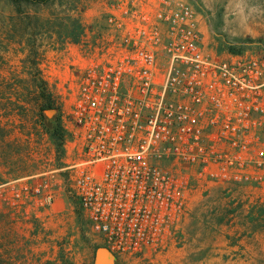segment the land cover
<instances>
[{
  "label": "built area",
  "instance_id": "built-area-1",
  "mask_svg": "<svg viewBox=\"0 0 264 264\" xmlns=\"http://www.w3.org/2000/svg\"><path fill=\"white\" fill-rule=\"evenodd\" d=\"M108 3L109 37L76 76L65 168L91 230L140 254L181 226L195 182L227 194L264 183V56L209 52L184 0ZM7 188L19 201L31 190L26 177Z\"/></svg>",
  "mask_w": 264,
  "mask_h": 264
},
{
  "label": "rangeland",
  "instance_id": "rangeland-1",
  "mask_svg": "<svg viewBox=\"0 0 264 264\" xmlns=\"http://www.w3.org/2000/svg\"><path fill=\"white\" fill-rule=\"evenodd\" d=\"M184 1L197 13L201 41L209 52L229 56L235 53L231 51L235 47L264 56V0ZM108 2L87 0L83 21L88 30L79 43L44 51L41 68L59 106L48 113L40 110L31 95L19 101L6 87V84H31L33 75L28 73L29 63L22 61L25 54L18 52L17 40L10 43L6 38L13 7L0 0V264H101L95 262V251L102 246L108 247L113 255L109 264H243L239 261L264 264V245L260 249L262 245L252 240L255 233L264 231V192H254L263 191L264 183L232 188V193L227 194L218 185L195 182L181 226L160 244L147 247L140 254L114 251L91 230L72 192L70 172L65 167L78 143L70 118L76 76L97 60L98 49L109 37V29L104 25L110 13ZM38 11L41 16L47 14L44 8ZM6 43H10V51L3 52ZM57 119L67 130L62 145L57 144L46 127L48 122L55 125ZM20 177H26L31 188L25 201L15 199L13 189H3V182ZM35 186L56 193L50 208L41 206V198L33 193ZM218 188V195H214ZM240 191L245 193L241 195ZM192 200L203 207L198 238L202 243L195 247L198 256L179 260L177 253L185 246L182 224L190 217L188 205ZM210 202L220 205V209L209 214ZM219 234H226L228 244L220 243L216 248L230 246L231 250L222 260L211 261L212 241Z\"/></svg>",
  "mask_w": 264,
  "mask_h": 264
},
{
  "label": "trees",
  "instance_id": "trees-1",
  "mask_svg": "<svg viewBox=\"0 0 264 264\" xmlns=\"http://www.w3.org/2000/svg\"><path fill=\"white\" fill-rule=\"evenodd\" d=\"M13 10L8 17L6 38L10 43L17 40L18 52L25 54L28 73L33 75V83L28 85L6 84L10 94H16L18 100L31 98L42 111L57 110L55 94L41 68V57L47 48L64 47L70 43H79L88 27L83 21L87 0H6ZM58 7V9H55ZM47 10L40 15L38 9ZM10 43L3 45V52L10 51ZM232 52L241 53L242 49L231 48ZM4 61V59H3ZM4 76V75H3ZM4 78V77H3ZM28 86V87H27ZM12 88V90L10 89ZM29 92V93H26ZM57 123H46V127L58 145H62L67 130L57 119Z\"/></svg>",
  "mask_w": 264,
  "mask_h": 264
},
{
  "label": "crops",
  "instance_id": "crops-1",
  "mask_svg": "<svg viewBox=\"0 0 264 264\" xmlns=\"http://www.w3.org/2000/svg\"><path fill=\"white\" fill-rule=\"evenodd\" d=\"M246 187V186H245ZM248 188V187H247ZM246 188V190L248 191V189ZM220 188H218L217 190H215L214 195H218V190ZM241 195H243L245 193V191H240ZM244 192V193H242ZM258 194H261L262 192H264V190L262 191H255ZM255 193V194H256ZM193 195V190L191 191L190 196ZM195 196V195H194ZM189 211H190V217L187 218V220H185L182 224V228L185 234V246L182 247L179 250V260H184V259H191V258H195V256H198V252L195 251V247H197L198 244L202 243L201 241H199V229L201 227V224H203V219L201 217V210L203 209V207L197 203V201H191V205H188ZM207 210L209 211V214H212L211 212L213 210H218L220 209V205H215L214 203H209L207 205ZM207 211V212H208ZM210 219V216H209ZM210 226V225H209ZM208 226V227H209ZM228 233L233 232L232 230H228ZM264 235V231H260L255 233V236L253 237V242L256 245H262L260 247V249H262L263 245H264V238L262 237ZM228 237L226 236V234H219L217 237H215V239L212 241V245H213V249H211V253H209V255H211L210 260L211 261H216V260H222L223 257L225 256V253H229L231 250V247L229 246V249H217L216 245L223 243L224 245L228 244ZM217 241V242H216ZM229 259V258H228ZM231 260L229 259V262ZM232 262H236V261H232ZM239 263H243V264H247L246 262L243 261H239Z\"/></svg>",
  "mask_w": 264,
  "mask_h": 264
},
{
  "label": "water",
  "instance_id": "water-1",
  "mask_svg": "<svg viewBox=\"0 0 264 264\" xmlns=\"http://www.w3.org/2000/svg\"><path fill=\"white\" fill-rule=\"evenodd\" d=\"M48 113H53L54 110H48ZM100 250L105 251L106 255L100 254ZM113 257L110 249L108 247L102 246L96 249L95 251V262L96 263H101V264H109L110 263V258Z\"/></svg>",
  "mask_w": 264,
  "mask_h": 264
},
{
  "label": "bare ground",
  "instance_id": "bare-ground-1",
  "mask_svg": "<svg viewBox=\"0 0 264 264\" xmlns=\"http://www.w3.org/2000/svg\"><path fill=\"white\" fill-rule=\"evenodd\" d=\"M100 254H102V255H106V253H105V251H102V250H100Z\"/></svg>",
  "mask_w": 264,
  "mask_h": 264
}]
</instances>
